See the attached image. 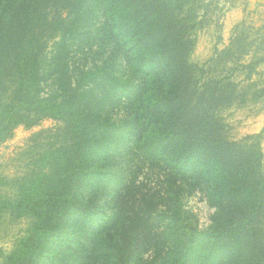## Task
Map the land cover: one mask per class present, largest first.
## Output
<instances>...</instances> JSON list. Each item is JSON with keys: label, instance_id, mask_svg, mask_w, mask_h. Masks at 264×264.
I'll list each match as a JSON object with an SVG mask.
<instances>
[{"label": "trees", "instance_id": "obj_1", "mask_svg": "<svg viewBox=\"0 0 264 264\" xmlns=\"http://www.w3.org/2000/svg\"><path fill=\"white\" fill-rule=\"evenodd\" d=\"M179 6L0 0V146L56 122L0 196L1 219L32 223L8 264H264L260 135L230 139L222 115L264 88L235 79L227 49L195 66L201 22ZM197 193L215 209L204 232L184 206Z\"/></svg>", "mask_w": 264, "mask_h": 264}, {"label": "rangeland", "instance_id": "obj_2", "mask_svg": "<svg viewBox=\"0 0 264 264\" xmlns=\"http://www.w3.org/2000/svg\"><path fill=\"white\" fill-rule=\"evenodd\" d=\"M175 2H178L179 7L186 12L189 10L193 12H189L190 20L201 22L196 29L190 30L195 40L191 55V62L195 66L209 70L212 61L219 59L220 52L227 49L229 52L224 62L228 63V67H234L235 64L236 69L238 68L235 79L243 85L255 83L258 89L264 88V0H175ZM84 58L82 54L77 53L73 56L72 63L76 61V67H79V60L84 64ZM87 59L89 61L88 56ZM247 65L254 66L255 70L251 82L244 81L248 78L249 70L245 69ZM222 115L228 124L227 132L230 139L242 142L249 137L260 135L257 142L264 154V99L254 105H238L224 111ZM55 126L56 122L51 119L43 120L32 128L20 126L13 132L11 138L0 146V180L4 178L5 185L7 181L23 173L32 172L42 150L39 152L31 150L30 138ZM10 190L9 186H3L0 196H11ZM184 206L194 215L191 224L198 231L204 232L211 226L215 209L202 193L186 199ZM5 215V218H0V264H8V257L16 244L29 234L32 228V223L30 224L28 219L12 220L8 213Z\"/></svg>", "mask_w": 264, "mask_h": 264}]
</instances>
